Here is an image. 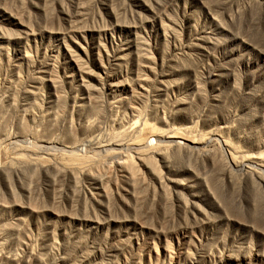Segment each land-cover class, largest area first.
I'll list each match as a JSON object with an SVG mask.
<instances>
[{
    "label": "rangeland",
    "instance_id": "374dc122",
    "mask_svg": "<svg viewBox=\"0 0 264 264\" xmlns=\"http://www.w3.org/2000/svg\"><path fill=\"white\" fill-rule=\"evenodd\" d=\"M0 128V264H264V0H0Z\"/></svg>",
    "mask_w": 264,
    "mask_h": 264
},
{
    "label": "bare ground",
    "instance_id": "6f19581e",
    "mask_svg": "<svg viewBox=\"0 0 264 264\" xmlns=\"http://www.w3.org/2000/svg\"><path fill=\"white\" fill-rule=\"evenodd\" d=\"M148 123H144L143 124V126H142V130H146V125H147ZM21 127V126H20ZM22 128V127H21ZM144 128V129H143ZM1 129V128H0ZM26 129V128H25ZM21 131H22V129H21ZM147 131H149L148 130V126H147ZM143 132V131H142ZM151 133V132H150ZM153 134V133H152ZM149 139H150V135H146ZM69 137H71V134H70V136ZM179 139H186V141L187 140H189V139H187V138H184V137H181V136H179V135H176V134H172V135H170V136H168L167 137V141L168 142H174V141H179ZM191 142V141H190ZM189 144V143H188ZM150 146V143L148 142V141H145V142H142V143H135V144H132L131 145V148H133V149H135V150H138L139 152H141V151H143V150H145L146 148H148ZM108 154V153H107ZM106 154V155H107ZM109 156L111 155V154H108ZM107 157V156H106ZM112 158H113V156H112ZM127 158V157H126ZM126 160H128V162H129V164L131 163L130 161H129V159L127 158ZM125 160V161H126ZM86 161H88V160H86ZM30 161H26V160H22L21 161V163H23V165L25 166V165H27V164H29V165H33V164H38V166H39V162H38V160H34V162H30ZM89 162H91L90 160H89ZM127 162V161H126ZM51 164H49V165H47L48 167H46L45 168V170H48V169H53V170H55L56 172H57V174H58V172L62 169V168H60V165H62L63 163H61L60 165H59V163L57 162V160L55 161L54 160V162L53 161H51L50 162ZM94 163V161H92V164ZM127 164V163H126ZM94 165V164H93ZM41 166V165H40ZM64 166V165H63ZM66 166V165H65ZM64 166V167H65ZM95 167H96V165H94ZM36 166H34V168H35ZM62 167V166H61ZM67 167V166H66ZM71 166H69L68 168H69V170H73V168H70ZM129 167H131L130 165H129ZM34 168H32V169H34ZM36 168H38L39 169V167H36ZM68 168H67V170H68ZM64 169V168H63ZM37 172V171H36ZM61 172V171H60ZM65 172V171H64ZM60 174V173H59ZM8 175V174H7Z\"/></svg>",
    "mask_w": 264,
    "mask_h": 264
}]
</instances>
